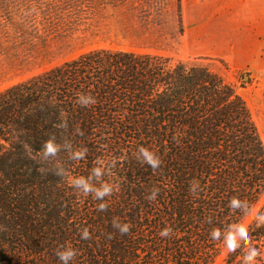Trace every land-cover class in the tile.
<instances>
[{"label": "trees", "instance_id": "obj_1", "mask_svg": "<svg viewBox=\"0 0 264 264\" xmlns=\"http://www.w3.org/2000/svg\"><path fill=\"white\" fill-rule=\"evenodd\" d=\"M77 93L94 95L96 105L79 107ZM60 118L67 128L56 127ZM51 135L88 148L76 163L58 155L72 175L87 176L97 158L121 160L106 177L120 191L105 211L75 194L51 162L28 157L25 143L36 152ZM139 145L160 156L158 170L135 159ZM194 179L198 197L188 192ZM153 187L160 193L149 202ZM263 194L264 142L251 109L206 67L99 47L0 91V264H59L55 253L65 242L78 250L73 264H214L219 242L209 232L241 216L229 199L251 209ZM113 218L131 231L120 235ZM166 225L174 234L162 239ZM84 227L92 239L80 240ZM250 235L264 245V227L253 222ZM223 264L238 262L226 256Z\"/></svg>", "mask_w": 264, "mask_h": 264}, {"label": "rangeland", "instance_id": "obj_2", "mask_svg": "<svg viewBox=\"0 0 264 264\" xmlns=\"http://www.w3.org/2000/svg\"><path fill=\"white\" fill-rule=\"evenodd\" d=\"M225 1L0 0V91L91 49L150 53L234 86L264 142V0ZM263 204L264 194L254 209Z\"/></svg>", "mask_w": 264, "mask_h": 264}, {"label": "clouds", "instance_id": "obj_3", "mask_svg": "<svg viewBox=\"0 0 264 264\" xmlns=\"http://www.w3.org/2000/svg\"><path fill=\"white\" fill-rule=\"evenodd\" d=\"M75 103L79 107L88 108L97 103L96 97L90 93H77ZM61 116V114H60ZM60 123L57 128H67V121L60 118ZM76 135H83L80 128H75ZM174 140L178 138L173 136ZM24 149L28 157L39 164L51 162L55 168V174L64 180L67 186L78 196L82 198L91 197L97 201V211L103 212L109 207V199L114 194L120 191V184L115 180H108L113 174V170L121 163L119 158H113L107 162L102 158H97L93 167L85 175H72L68 168H65L57 157L61 152L67 154V159L73 163L83 161L87 158L88 148L86 146L74 147L70 139H65L63 143L57 141L55 135H51L43 142L39 151L33 152L30 145L25 143ZM135 159L142 165H146L155 172L162 165L160 156L151 148L139 145L135 150ZM41 173L47 172L48 169L41 167ZM201 185L198 180H192L188 186V192L193 197H198L201 193ZM160 193V188L153 187L148 192L146 199L149 202H156ZM229 209L241 211V216L235 223H230L226 229L222 231L219 227H214L209 232L211 241L219 242L218 247L221 253L225 256L235 257L238 264H262L264 262V245H259L253 241L250 235V229L253 222L255 228L264 227V211H258L254 208L249 209L245 203L233 196L227 204ZM112 227L120 235H127L131 231V225L127 222H121L117 218H113ZM80 240L92 239V233L87 227L79 229ZM174 234V229L166 225L158 235L162 239L171 238ZM111 235L109 239H111ZM56 256L59 264H73V261L78 255V250L69 242L60 245L56 251Z\"/></svg>", "mask_w": 264, "mask_h": 264}, {"label": "crops", "instance_id": "obj_4", "mask_svg": "<svg viewBox=\"0 0 264 264\" xmlns=\"http://www.w3.org/2000/svg\"><path fill=\"white\" fill-rule=\"evenodd\" d=\"M236 0H227V1H225L226 3H225V5H226V8L228 9L229 8V4H232V3H234ZM239 1V0H238ZM241 1V0H240ZM246 1H248V5H249V3H250V0H246ZM212 40V39H211ZM211 40L209 39L208 40V44H209V48L210 49H212V50H221V51H225V50H227V52H229L231 49V45L229 44V43H231V42H227L226 43V45L225 46H222L221 48H217V47H215V46H212L211 45ZM229 49V50H228ZM250 57H251V55H250V53H248V59H250Z\"/></svg>", "mask_w": 264, "mask_h": 264}]
</instances>
